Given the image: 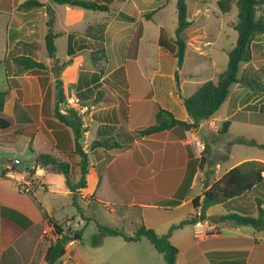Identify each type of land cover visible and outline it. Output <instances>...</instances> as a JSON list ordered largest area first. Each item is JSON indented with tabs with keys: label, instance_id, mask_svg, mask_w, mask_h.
<instances>
[{
	"label": "crops",
	"instance_id": "crops-1",
	"mask_svg": "<svg viewBox=\"0 0 264 264\" xmlns=\"http://www.w3.org/2000/svg\"><path fill=\"white\" fill-rule=\"evenodd\" d=\"M38 1L42 7L24 11L17 8L22 0H0V91L7 92L5 98L0 97V107L13 117L15 125L27 130L22 135L31 140V145L43 129L44 142L50 150L43 153H51L73 166L74 160H78L71 149L73 135L68 128L58 126L59 122L52 115L57 80L61 81L65 97L73 89L89 105L87 112L78 114L85 129L83 143L108 137L121 147L89 149L83 146L88 154L89 170L87 186L80 191L78 200L108 206L119 221L126 220L127 210L136 208L139 211L135 217L136 228L145 224L163 234L171 224L187 218L180 213L183 207L192 205V199L202 196L228 169L246 160L264 163L263 156L247 155L222 169L220 161L209 159L208 154L202 163L196 162L192 160L188 138L189 132L206 127L213 137H196L207 146L208 153V140L217 141L221 137L219 127L226 120L230 124L264 126V34L251 39V59L240 63L239 81L230 86L226 100L213 116L184 131V137L172 129L164 131L163 137L159 133L145 136L139 133L155 123V107L150 100L176 119L191 121L183 98L192 95L205 81L216 80L226 68L228 59L216 56L213 48L219 45L224 55L235 45L234 23L224 20L235 4L227 12L221 10L218 0H212L214 9L208 12L205 3L209 0H186L190 24L185 30L184 60L178 67L176 58L161 45L173 44L176 0H84L106 5L107 10ZM259 13L264 18V4ZM48 33L55 35L53 57L45 49ZM101 47L105 58L92 60V53ZM19 56L42 62L45 68L38 73L25 70L15 61ZM165 79L171 81L167 87L163 84ZM59 108L62 107L59 105ZM10 130L0 132V144L16 143L20 135L13 136ZM233 136L250 140L249 136L237 133ZM127 137L132 138L130 143L125 142ZM166 143L168 145L164 146ZM41 152L31 147L25 153V161L13 156L9 163H0V208L14 210L23 217L14 219L0 212V264H45L46 249L56 238L50 218L58 222L67 218L55 213L56 209L63 208L58 196L63 195L72 204V193L64 175L54 172L55 175L48 176L35 161ZM14 159L19 162L14 163ZM114 164L117 165L113 167ZM132 166L133 173L127 174L126 170ZM10 170L16 173L8 174ZM74 173H78L77 166ZM18 183L28 190L19 189ZM198 183L199 192L190 196V188ZM45 185L57 195L50 203L43 201L41 190H47ZM104 185L109 186L118 199L97 200V190ZM115 187L124 192L128 201ZM258 203L264 209V178L241 195L210 206L206 219L200 220L201 228L193 224V233L174 229L170 241L178 249L176 264H264V228L219 219L229 213L256 216ZM214 206H221V211H213ZM155 210L179 212L177 217L171 214L167 221L161 222L156 219ZM69 218L73 221L68 225L77 229L80 222L73 216ZM25 219L29 221L27 224ZM107 237L120 238L109 240L119 249L108 247L100 259L96 256L94 259V251L91 255L83 253L74 247L80 239L73 240L66 245L57 264H164L147 244H141L144 237L128 241L109 235L102 243ZM127 242L141 246L130 247L135 253L127 254L120 249Z\"/></svg>",
	"mask_w": 264,
	"mask_h": 264
},
{
	"label": "trees",
	"instance_id": "trees-1",
	"mask_svg": "<svg viewBox=\"0 0 264 264\" xmlns=\"http://www.w3.org/2000/svg\"><path fill=\"white\" fill-rule=\"evenodd\" d=\"M57 4H72L82 6L91 9L107 10L108 7L103 4H97L91 1L84 0H51ZM219 7L222 11H230L231 5L235 4L237 8V20L234 23V27L237 31V40L235 45L227 52L228 61L226 68L221 71L216 80H208L202 83L192 95L183 98L184 107L191 118V121L176 119L171 112L161 108L160 105L152 100L149 102L155 107V123L139 131L141 136L149 135L151 133H159L160 137L164 131L172 129L174 132H180V136L184 137V131L190 130L198 126V124L204 120L213 116L220 108L222 103L226 100L230 86L238 82V71L240 63L243 61H249L251 59V53L249 43L251 39L259 34H264V18L260 15L259 11L264 4V0H218ZM43 4L38 0H25L18 5L19 10H30L33 8L42 7ZM177 10V25L175 29V36L173 44L166 45L161 44L163 48L169 51L177 60V65L180 67L183 63L185 51H186V33L185 30L190 24L187 16V4L186 0H176ZM55 35L48 33L45 36V49L49 56L53 57L55 54L54 45ZM92 60L99 61L105 58L104 48L96 50L92 53ZM15 61L22 66L25 70H32L33 72H40L45 65L42 62L35 61L27 56H19L15 58ZM175 78H177L175 73ZM7 95V92L0 91V97L3 99ZM64 90L60 80H57V99L54 107L55 118L57 121L64 125L73 135V148L72 153L78 157L76 166L78 168L77 180L72 179L71 169L72 165L67 160L51 154V153H38L35 157V161L42 164L48 171L60 173L64 175L66 185L71 191L72 205L77 209L78 213L83 217L82 207L79 205V193L87 186V174L89 170L88 154L83 149L80 139L85 131L83 127L82 118L73 110H68L66 114L60 112L59 105L64 101ZM229 120L224 121L219 127L220 133H225L229 127ZM12 129L13 136L26 134L25 128H20L14 123L12 116L3 112L0 107V130ZM68 133V132H67ZM66 133V134H67ZM29 137L32 134L29 133ZM235 142L251 143V140H246L243 137L234 138ZM162 146V143L160 144ZM168 145L166 143L164 146ZM264 148V143L260 144ZM31 149V140L29 142ZM96 147H104L105 149H112L121 147V144L111 140L108 137L99 138L94 140L91 144V149ZM207 151V146H205ZM190 154L192 155L191 151ZM204 155L201 157L200 162L204 161ZM117 161L115 160L114 163ZM117 164H114L115 167ZM202 165V164H200ZM135 167V165H134ZM134 167H129L126 172L132 174ZM110 171V168H109ZM31 175L32 170L30 171ZM264 163L257 160H246L238 165H235L228 169L218 180L212 183L202 193V196L198 195L192 199V205L197 215H190L189 217L182 219L178 223L170 225L168 231L163 234H158L154 229L146 227L144 224L138 225L133 235H127L122 229L117 227H111L97 223V233L93 236L91 242L93 245H99L102 242L104 236L118 235L125 240L137 241L142 237L146 238L154 248L162 254L164 264H176V258L178 249L170 241L172 231L180 228L186 224H195L197 221L206 219V210L215 204L222 203L227 199L239 196L245 191L251 189L254 185L258 184L264 178ZM5 171L2 172L5 175ZM115 191L120 194L125 201H128L124 192L115 187ZM1 214L11 218H23L19 213L14 210L2 207L0 208ZM88 220L87 218H83ZM221 220H227L234 224L250 225L255 229L264 228V209L260 203L257 204V215H240L237 213H229L223 216H219ZM29 221L25 219V224ZM50 222L53 225L56 238L47 247L44 260L45 264H57V260L64 255L66 251V245L73 240L81 238V229H72L65 226L63 222H58L55 219L50 218Z\"/></svg>",
	"mask_w": 264,
	"mask_h": 264
},
{
	"label": "rangeland",
	"instance_id": "rangeland-1",
	"mask_svg": "<svg viewBox=\"0 0 264 264\" xmlns=\"http://www.w3.org/2000/svg\"><path fill=\"white\" fill-rule=\"evenodd\" d=\"M25 0H22V2ZM207 1V0H206ZM203 4V3H202ZM206 7H209L208 12L214 9V3L212 0H209L205 3ZM2 19V18H1ZM0 19V20H1ZM225 22L229 23H235L237 20V8L236 6L233 7L232 11L230 14H228L225 18H224ZM4 21V20H3ZM1 26V25H0ZM231 32H234V29H230ZM1 28H0V35H1ZM219 45L215 46L213 48V51L215 53L216 56H224V58H227V54H224L221 52V50H219ZM229 47V46H228ZM219 63V61H218ZM180 75L182 76V72L180 73ZM170 80L169 79H165L164 87H167L170 84ZM60 107H64V103L60 104ZM53 117H55V111L53 109V113H52ZM50 122H53L52 120ZM60 127H65L64 125H59ZM67 130V128H66ZM65 130V132H66ZM11 131V130H8ZM1 133H4V130L0 131ZM65 132H63V135L65 134ZM227 132V131H226ZM220 133L221 137L217 140V141H209V151L207 153V151H205V148L203 149V151H201V154L198 156L193 152L192 146H191V153H192V157H194V159L192 160H196V162H200L201 157L205 154H208V158L213 160V161H220L221 165H222V169L226 166H228L229 164H231L232 162H234L237 158L241 157V156H247V155H254V156H263L264 157V148L260 146V144L264 143V126L263 125H255V124H240V123H231L228 127V132L227 133ZM240 134V135H244V136H249L251 143H241V142H235L234 141V137L233 134ZM192 136H198L201 139H209V136H212L211 132L204 127L201 130H198L196 132L192 131L188 133V138H192ZM197 137V138H198ZM213 137V136H212ZM211 137V139H212ZM19 138V139H18ZM18 138L15 139L16 143H1L0 144V163H9L11 159H13V156H17L18 159L21 161H25V153L29 151L30 147H29V141L30 139H28L27 137L20 135ZM46 137L45 134L43 132V129H41V135L40 134H36V138H35V142L34 144L31 145V147H35L36 149L41 150L42 152H48L50 151L47 144L44 142ZM18 139V140H17ZM84 133L80 139V143L82 144V147L85 146V148H89L91 149V144L92 142H88L87 144L83 143L84 140ZM131 137H127V139L125 140V142L130 143L131 141ZM199 139V138H198ZM200 140V139H199ZM249 140V141H250ZM202 141V140H200ZM203 142V141H202ZM191 145V143H190ZM227 149H229V153L226 154ZM226 155V156H225ZM78 159V157H76ZM72 161V159H71ZM72 169H71V177L72 179L74 178H78V174L74 173L75 167H76V161L74 160V162L72 163ZM41 168L45 169V171L47 172V174H49L48 176H52L54 174V172L48 171L42 164H41ZM55 175V174H54ZM106 186V188H105ZM46 187V191L41 190V193L44 194V199L43 201H47L48 203L52 202L54 200L55 197H57V195L52 194L49 190H48V185H45ZM93 189H96L95 184H93ZM200 190V184H195L192 188H190V196L196 194L197 192H199ZM42 197V195H41ZM59 200L60 202H62L63 208H58L56 209L57 214H59L60 217H67L64 221L63 224L65 226H68L71 228V225H68V222L73 221L72 218L69 217H74L77 221L80 222L79 226H76L77 229H81L82 230V235L80 240L74 245V247H76L77 249L81 250L83 253L88 254L91 252H93L94 254H92L93 258L95 259V256L100 259L102 256V253L104 254L106 250H108V247H113L114 249H119L114 243H110L109 240H121L118 237H107L106 240L104 241V243H100L97 247V245H93L91 240L93 238V236L97 233V223L103 224V225H107V226H111V227H117L122 229L125 233L127 234H134L135 231V225L137 224L138 221H136L135 217L136 215L139 214V211L136 208H131L130 210L126 211V220L124 221H119L117 218V215H115L114 213L109 212V208L108 206H105L103 204H94V203H87L85 202L83 199L79 200V205L82 207L83 210V217L78 213L77 209L72 206L71 201L69 199V201L67 200L66 197H64L63 195H59ZM96 199L99 200L100 202H104V201H108L111 202L114 199H118L117 195L113 192L112 189H110L109 186L104 185V186H100V188L97 190V194H96ZM189 209V210H188ZM213 211L215 212H219L221 211V206H214L213 207ZM154 214L156 215V219L160 220L161 222H165L167 221L166 219H168L171 214L173 215V217H177L178 214H176L178 211H172L171 213H168L166 211H153ZM182 213V217H189L190 215L194 216L197 215L198 212L193 211L192 212V205H187L185 207H183V209L181 210ZM117 214V213H116ZM83 218H87L88 220H85ZM164 219V221H163ZM172 219V218H171ZM145 225V224H144ZM214 228V227H213ZM178 230L183 229L185 231H188V233H193V224L189 223L186 225H183L180 228H177ZM168 231V230H167ZM156 232V231H155ZM157 233V232H156ZM159 234V233H158ZM109 236V235H107ZM106 237V236H104ZM103 237V239H104ZM102 239V240H103ZM143 243L141 244H147L151 249L150 251L152 252V254H155L156 256H158V258L161 259V262H163V258L162 255L153 247V245L145 238H143ZM134 241V240H132ZM123 242V241H121ZM125 245H123L122 249L120 247V249L122 251H125L127 254H134L135 251L130 248L132 246H141V245H133L132 243H124ZM138 250H142L141 247H136ZM103 251V252H102ZM256 254V253H255ZM131 263V262H130Z\"/></svg>",
	"mask_w": 264,
	"mask_h": 264
},
{
	"label": "built area",
	"instance_id": "built-area-1",
	"mask_svg": "<svg viewBox=\"0 0 264 264\" xmlns=\"http://www.w3.org/2000/svg\"><path fill=\"white\" fill-rule=\"evenodd\" d=\"M64 107L59 108L60 112L66 114L68 112V110H73L75 111L77 114H83L85 112L88 111L89 109V105L86 104L85 102L82 101V99L75 93V91L72 89L70 90V92L68 93V95L65 97L64 99ZM189 142L191 143L193 152L196 155H200L201 151H203V149L205 148V144L200 141L197 137L192 136V138H189ZM19 160L18 159H14V163H18ZM16 171L15 170H10L8 172V174H15ZM18 188L24 191H27V187L22 184V183H18ZM196 227L198 229L201 228V223L200 221H197L195 223ZM199 231V230H197Z\"/></svg>",
	"mask_w": 264,
	"mask_h": 264
}]
</instances>
